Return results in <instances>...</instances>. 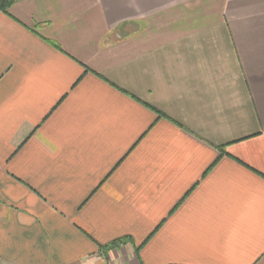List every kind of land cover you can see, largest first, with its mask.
Returning <instances> with one entry per match:
<instances>
[{
	"label": "crops",
	"instance_id": "0c3cea01",
	"mask_svg": "<svg viewBox=\"0 0 264 264\" xmlns=\"http://www.w3.org/2000/svg\"><path fill=\"white\" fill-rule=\"evenodd\" d=\"M0 264H264V0L0 11Z\"/></svg>",
	"mask_w": 264,
	"mask_h": 264
},
{
	"label": "trees",
	"instance_id": "16d2710c",
	"mask_svg": "<svg viewBox=\"0 0 264 264\" xmlns=\"http://www.w3.org/2000/svg\"><path fill=\"white\" fill-rule=\"evenodd\" d=\"M17 1L20 0H0V11L7 12L8 9ZM124 238H120L112 242L111 245H115L118 242H121Z\"/></svg>",
	"mask_w": 264,
	"mask_h": 264
}]
</instances>
